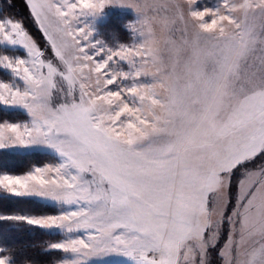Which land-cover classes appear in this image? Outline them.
I'll return each mask as SVG.
<instances>
[{
  "label": "snow or ice",
  "instance_id": "snow-or-ice-1",
  "mask_svg": "<svg viewBox=\"0 0 264 264\" xmlns=\"http://www.w3.org/2000/svg\"><path fill=\"white\" fill-rule=\"evenodd\" d=\"M23 2L51 55L0 4V46L26 53L0 51V108L27 115H0V160L57 159L0 164V203L53 211L0 224L55 230L47 264H264V0ZM124 6L129 42L107 23ZM0 264L36 262L0 242Z\"/></svg>",
  "mask_w": 264,
  "mask_h": 264
},
{
  "label": "trees",
  "instance_id": "trees-1",
  "mask_svg": "<svg viewBox=\"0 0 264 264\" xmlns=\"http://www.w3.org/2000/svg\"><path fill=\"white\" fill-rule=\"evenodd\" d=\"M7 0H0V4H5ZM5 11L11 12L13 19H22L24 24L30 33L37 39L38 43L41 46H44L43 39L38 32V28L31 21L30 17L20 6H10ZM113 14L108 15V26H114L113 30L119 34V39L122 42L123 31H126L124 27L123 17L120 16L117 22L113 21ZM125 37H127L125 33ZM116 39L115 36L112 37ZM43 43V44H42ZM0 51H7L9 54L14 55H23L22 50L18 48H11L7 46H0ZM0 79L9 80L11 79L10 74L0 69ZM0 115L4 118L11 119L13 121H19L27 118L26 113L21 109H3L0 108ZM54 154L46 152L41 154L38 157H21L17 159L8 158L5 156L0 160V164L4 167H7L15 174H21L27 171L33 164H42L48 161H54ZM2 196V194H0ZM13 199V198H10ZM15 200H22V198H14ZM40 204V205H38ZM0 211L5 212H22V213H43L53 211L50 205L42 204V202H26V201H17L15 203L3 202L0 203ZM58 234H55L49 230H41L39 228H34L32 226L22 225L17 229L13 227L10 222H5L0 224V242H3L7 245H11L17 249V256L23 260L28 259L36 262V264H47L51 258L58 255L57 253H47L44 254L41 252V249L45 246L46 242H51L53 237Z\"/></svg>",
  "mask_w": 264,
  "mask_h": 264
},
{
  "label": "rangeland",
  "instance_id": "rangeland-1",
  "mask_svg": "<svg viewBox=\"0 0 264 264\" xmlns=\"http://www.w3.org/2000/svg\"><path fill=\"white\" fill-rule=\"evenodd\" d=\"M221 2H222V0H198L197 7L200 10H213L214 11L221 5ZM12 6H15V7L20 6V8H24L26 13L30 17L29 9L25 6L23 0H12ZM109 14H113V15H111V17H113V21L114 22H117L118 18L120 16L123 17L124 27L126 28V31L125 32L123 31L124 41L122 40V42H129V40H131L133 35H134L133 32H132V28L130 26L136 25L138 23V21L140 20L139 14L133 8L127 7V6L109 8V9H107V15H109ZM30 19L33 22L31 17H30ZM249 22L250 23H256V24H264V13H260V12H252V13H250ZM108 27L110 29L114 28V26H111V25H109ZM38 32H40L39 29H38ZM125 33H126L128 38L125 37ZM40 36L42 37L43 43H44V44L42 43L44 46H41V44L39 43L40 46L46 50V53L48 55H51L50 50H48L47 47H46L45 39H44V37H43L41 32H40ZM111 39H113V38L111 37ZM135 39L139 40L140 37L137 35V36H135ZM113 40H115V39H113ZM16 48L24 51L23 55H18V56L24 57L26 55L25 50H23L20 47H16ZM161 49H162V52H163L164 64L167 66L168 70H171V66L175 62V55L171 51H169L168 47L164 45L163 41L161 42ZM188 54L189 53L182 54L181 60H183V58H185ZM26 119L27 118H25L23 120H19V121H24ZM19 121H17V122H19ZM48 152L54 154V156H55L54 161H55L57 159L56 154L54 152H52L51 150H49ZM23 173H21V174H23ZM51 231L54 232L55 234H57L55 230H51ZM59 239H60V236L56 235V237L55 236L53 237V240L51 242H55V241H57ZM111 259L112 260H124L125 258L113 257Z\"/></svg>",
  "mask_w": 264,
  "mask_h": 264
}]
</instances>
